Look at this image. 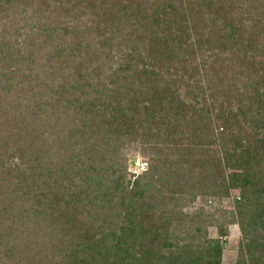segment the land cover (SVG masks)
Returning <instances> with one entry per match:
<instances>
[{"label":"rangeland","instance_id":"obj_1","mask_svg":"<svg viewBox=\"0 0 264 264\" xmlns=\"http://www.w3.org/2000/svg\"><path fill=\"white\" fill-rule=\"evenodd\" d=\"M55 4L47 0L42 21ZM71 15L61 19L69 25ZM100 24L92 59L58 52L69 57L65 67L105 85L110 106L86 111L77 122L85 133H75L93 154L89 167L107 166L102 182L93 193L65 191L76 197L67 209L65 197L26 217L14 208L15 226L1 215L0 238L12 243L0 245V264H264V103L240 94L226 59L205 49L197 57L178 23ZM134 48L142 60L127 57Z\"/></svg>","mask_w":264,"mask_h":264},{"label":"trees","instance_id":"obj_2","mask_svg":"<svg viewBox=\"0 0 264 264\" xmlns=\"http://www.w3.org/2000/svg\"><path fill=\"white\" fill-rule=\"evenodd\" d=\"M54 1L53 18L42 21L47 0H0V216L9 213L13 226L18 221L14 208L26 217L47 200L49 207L56 206L67 190L93 193L89 190L93 183L102 182L99 175L107 166L89 167L93 154L83 135L81 139L75 133H85L80 131L84 121L77 122L86 111L102 109L100 104L110 106L103 101L105 85L91 77L94 73L65 67L69 57L58 52L65 47L71 55L79 51L83 60L92 59V42L100 23L125 21V27L142 20L146 24L178 23L182 27L178 32L187 35V42L197 44V57L208 50L214 61L226 59L231 80L238 81L236 89L243 91L240 94L248 91L250 102L264 103V12L256 7L264 5V0ZM87 12L90 18L83 22L80 18ZM62 14H74L69 25L67 19H61ZM202 33L208 36L194 39ZM128 56L142 60L145 55L143 49L134 48ZM146 56L151 57L149 52ZM163 93L156 94L160 100ZM76 127L79 130L74 133H64L65 128ZM73 145L78 147L76 152ZM151 172L152 165L135 178L134 185L141 186ZM70 193L62 202L66 209L76 201ZM240 226L247 238L243 220ZM3 239L1 246L12 243Z\"/></svg>","mask_w":264,"mask_h":264}]
</instances>
